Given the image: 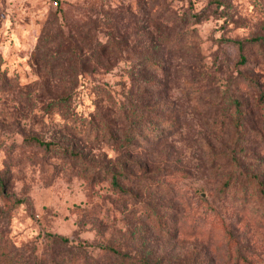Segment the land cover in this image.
Instances as JSON below:
<instances>
[{
    "label": "rangeland",
    "instance_id": "374dc122",
    "mask_svg": "<svg viewBox=\"0 0 264 264\" xmlns=\"http://www.w3.org/2000/svg\"><path fill=\"white\" fill-rule=\"evenodd\" d=\"M0 264H264V0H0Z\"/></svg>",
    "mask_w": 264,
    "mask_h": 264
},
{
    "label": "trees",
    "instance_id": "16d2710c",
    "mask_svg": "<svg viewBox=\"0 0 264 264\" xmlns=\"http://www.w3.org/2000/svg\"><path fill=\"white\" fill-rule=\"evenodd\" d=\"M197 16H198V15H197ZM257 38L259 39L258 36H255V37H252L251 39H252V40H257ZM239 42H240V45H241V41H239ZM152 62H153L154 64H156V61H155V62L152 61ZM62 99L64 100V99H65V96H62ZM125 116H127V115L125 114ZM134 128H135L134 120L131 119L130 122H129V123L123 128V131H122V133L124 134V139H123L124 143L132 140V138L134 137V135H133L134 130H135ZM32 138H33L36 142H38V143H40V144H47V145H48V144L51 143V142H45V141H42V140H40V139L37 138V137H32ZM112 182H113L114 185L121 187V183H120V181L118 180L117 175L114 174V173H113V175H112ZM59 238H60L61 240H67V237H66V236H59ZM107 248L111 249V250L114 251V252H117L113 247H107Z\"/></svg>",
    "mask_w": 264,
    "mask_h": 264
},
{
    "label": "built area",
    "instance_id": "2783aa9c",
    "mask_svg": "<svg viewBox=\"0 0 264 264\" xmlns=\"http://www.w3.org/2000/svg\"><path fill=\"white\" fill-rule=\"evenodd\" d=\"M56 3V1H54Z\"/></svg>",
    "mask_w": 264,
    "mask_h": 264
}]
</instances>
